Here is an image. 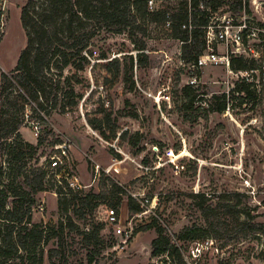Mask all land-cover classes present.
<instances>
[{
    "label": "rangeland",
    "instance_id": "1",
    "mask_svg": "<svg viewBox=\"0 0 264 264\" xmlns=\"http://www.w3.org/2000/svg\"><path fill=\"white\" fill-rule=\"evenodd\" d=\"M26 1L0 0V72L14 69L25 46L20 11ZM235 2L219 0L210 23L213 28L222 21L237 23L242 19L241 13L229 10ZM160 5L156 2L154 7ZM249 16L260 32L249 39L254 52L245 53L252 70L242 72L212 64L191 68L181 59V42L154 24L148 28L146 50L139 64L126 31L103 30L89 22L87 48L108 50L105 60L117 57L116 80L103 88V77H112L115 66L106 69L99 64L91 69L94 59L83 52L86 61L63 71V75L72 76L71 83L82 94L77 105L67 106L64 112L52 110L47 116L26 105L24 115L18 117L20 139L36 145L41 138L42 143L34 153L23 148L20 158L6 154L8 140L0 147L3 187L27 189L24 174L33 167H45L49 172L47 164L56 154L55 146L66 141L69 157L63 164L68 179L76 178L73 189L100 192L105 197L96 207L85 208L81 217L72 213V203L64 213L57 204L55 184L59 183L50 177L31 206L32 223L46 229L40 247L41 264H86L85 254L93 247V240L86 245L85 232L99 226L97 239L102 242L97 248L101 250L93 264H159V258L150 256L155 230L133 233L148 223L161 226L172 238L186 226L199 228L197 238L177 241L180 257L162 258L165 264H264V91L257 84L261 80L256 71L264 60V0L249 1ZM235 47L213 43L217 55L230 54ZM243 79L251 83L253 91L244 103L240 102L244 94L231 92ZM192 80L195 82L190 84ZM186 85L190 88L184 89ZM223 93L229 99L225 111H207V104L220 102ZM68 101L60 95L58 107ZM38 117H44L45 122ZM88 119L100 125V130ZM37 122L36 136L32 126ZM0 125L2 133L8 124L3 120ZM122 132L124 137L120 138ZM113 185L126 191L119 196L122 201L117 214L109 207L118 197L109 192ZM196 192L211 196L209 202L215 209L207 216L192 197ZM127 194L146 204V210L129 213ZM226 203L234 205L227 213L221 209ZM111 215L116 216L122 231H131L126 243L124 235L115 233L109 223ZM243 219L255 230L235 234L236 221ZM20 252L26 261L27 251ZM0 263L15 264L18 260L0 257Z\"/></svg>",
    "mask_w": 264,
    "mask_h": 264
},
{
    "label": "trees",
    "instance_id": "2",
    "mask_svg": "<svg viewBox=\"0 0 264 264\" xmlns=\"http://www.w3.org/2000/svg\"><path fill=\"white\" fill-rule=\"evenodd\" d=\"M148 0H27L20 11V23L25 32L26 42L21 49L14 69L10 73L0 72V122L4 120L7 128L0 133V147L3 142H8L6 154L9 158H20L23 148H28L34 153L37 146L42 143L38 139L37 144L22 141L18 132V117L24 115L25 106H29L33 112H42L49 115L52 110L58 109L64 112L67 106H75L82 94L76 91L72 82V76L63 75L64 69L69 65H81L80 60L86 61V56L91 57V69L96 65H103L108 69L109 65L115 66L112 77H103V88L113 84L119 74V60L113 57L109 60L108 50L100 49L95 52L88 47L87 25L95 22L100 29L112 32L129 34L128 40L137 52V63L141 64L140 56L146 50V38L148 28L154 24L163 31H168V36L181 42V59L185 63H193L206 50V29L212 22L214 13L219 8V0H154L161 3L160 7L150 10ZM250 0H236L230 11L249 14ZM162 2H173L174 5ZM136 34H140L137 37ZM87 48V49H86ZM85 52L86 54H83ZM86 55V56H85ZM130 60L131 56L129 55ZM132 62V61H131ZM82 68V66L80 67ZM230 68L237 71L252 69L248 59L243 56H231ZM52 70H55L54 73ZM63 86L60 88V83ZM76 82H81L77 79ZM250 82L245 79L237 83L231 92H238L240 102L244 103L246 97L253 91ZM186 85L184 89H189ZM11 90V91H10ZM264 91V88L262 89ZM94 90H90L89 95ZM15 92V93H14ZM14 93V98L10 96ZM69 98L58 107L59 96ZM218 98L217 96H214ZM220 102L214 101L207 104L209 112L225 111L229 99L223 93L219 96ZM77 99V100H76ZM19 100V101H18ZM21 102V103H18ZM101 113V111H99ZM8 116L7 119L4 117ZM39 121L45 122L44 117H38ZM88 123L94 129L100 130V125L94 124L91 119ZM1 127V125H0ZM110 127V131H114ZM102 137L108 138L104 131H100ZM119 137L123 138L122 132ZM4 148V147H3ZM48 165V164H47ZM0 163V175L2 167ZM59 171V169H58ZM50 177H54L45 167H33L24 174V183L27 189L19 187H3L0 183V257L17 259L15 264H41V243L44 238L45 227L38 223H32L31 206L35 202V195L45 190V184ZM58 193L57 204L59 210L68 212V205L72 203V213L79 217L83 216L85 208H93L101 204L105 198L102 193L93 191L83 192L71 188L67 181L60 177L56 179ZM116 188V190H114ZM110 193L117 194L116 201L109 207L117 214L121 204L120 194H126L121 187L113 185ZM70 197H67V196ZM239 196V194L234 193ZM192 197L198 200L197 206L205 216L215 209L211 196L207 193L196 192ZM239 202V200H237ZM227 213L234 205L226 203L221 206ZM127 210L132 214H140L146 210V204L141 203L136 197L127 194ZM246 216H249L246 214ZM69 218V217H67ZM234 233L242 231H254L255 227L245 219L237 220ZM100 227V226H99ZM85 232L84 242L87 245L93 240V247L86 251V264H93L100 254L101 248L97 246L102 242L97 239L98 229ZM153 228L156 236L151 240L150 256L159 258V264H165L166 259L176 255L180 257L177 241L193 240L197 238V227H184L178 234L169 236L164 229L155 224L148 223L145 226L134 229V234ZM51 230V229H49ZM63 230L60 222V231ZM27 251L24 256L20 251ZM1 264V263H0ZM154 264V263H152ZM179 264H185L181 262Z\"/></svg>",
    "mask_w": 264,
    "mask_h": 264
},
{
    "label": "built area",
    "instance_id": "3",
    "mask_svg": "<svg viewBox=\"0 0 264 264\" xmlns=\"http://www.w3.org/2000/svg\"><path fill=\"white\" fill-rule=\"evenodd\" d=\"M156 1L154 0H148L147 5L150 10L154 9ZM242 19L240 21H237V23H230L229 20L222 21L221 24L217 25L216 28H213L211 25L207 26L206 29V50L202 55H200L197 60L193 63H189L191 68H201L204 65L212 64V65H223L227 69L230 68V59L231 56H243L245 57V53L247 52H254V44H249V39L251 37L257 36L260 32L258 27L254 25V18L252 16H249V14H246L244 12H241ZM225 18V17H224ZM213 43H220L225 45L227 48L229 46H233L235 44V49H231V53L224 54V55H217L213 51ZM242 51V53H240ZM238 52V53H236ZM246 58V57H245ZM252 70V69H251ZM256 71L258 72V75H260V84L261 88H264V60L261 61V65H259L258 68H256ZM242 72V71H238ZM250 76V75H249ZM195 80L190 81V84H193ZM258 86V85H256ZM34 129V135H38V128H39V122L34 123L32 126ZM56 148V154L50 157V161L48 162V166L50 169V173L53 174L56 179H60V177H63L68 185L71 188H74V186H77L74 178L73 180H69L66 171V167L63 164V161L68 159L69 157V145L66 144V141L60 142L55 146ZM59 169V171H58ZM58 183H61V181L58 180ZM109 223L113 225L114 232L117 233L119 236L124 235L123 243H126L129 239V236L131 234V231L121 230V228L117 225L118 220L115 215H111L108 217Z\"/></svg>",
    "mask_w": 264,
    "mask_h": 264
}]
</instances>
